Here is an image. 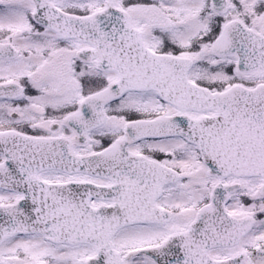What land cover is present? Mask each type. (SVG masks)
Listing matches in <instances>:
<instances>
[{"label":"snow or ice","instance_id":"snow-or-ice-1","mask_svg":"<svg viewBox=\"0 0 264 264\" xmlns=\"http://www.w3.org/2000/svg\"><path fill=\"white\" fill-rule=\"evenodd\" d=\"M0 264H264V0H0Z\"/></svg>","mask_w":264,"mask_h":264}]
</instances>
